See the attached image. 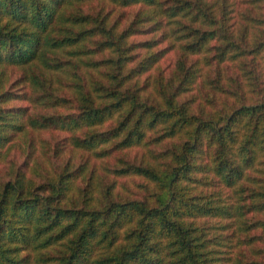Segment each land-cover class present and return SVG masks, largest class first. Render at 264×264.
<instances>
[{"label": "trees", "instance_id": "trees-1", "mask_svg": "<svg viewBox=\"0 0 264 264\" xmlns=\"http://www.w3.org/2000/svg\"><path fill=\"white\" fill-rule=\"evenodd\" d=\"M0 264H264V0H0Z\"/></svg>", "mask_w": 264, "mask_h": 264}]
</instances>
